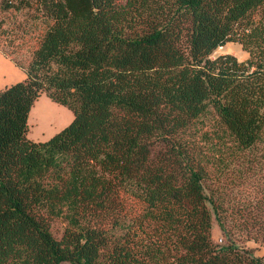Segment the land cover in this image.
I'll list each match as a JSON object with an SVG mask.
<instances>
[{"label":"trees","instance_id":"obj_1","mask_svg":"<svg viewBox=\"0 0 264 264\" xmlns=\"http://www.w3.org/2000/svg\"><path fill=\"white\" fill-rule=\"evenodd\" d=\"M25 10L45 30L4 53L26 78L0 88V264H264V189L228 193L264 184V0H0ZM228 43L248 59L210 58ZM41 94L73 118L35 141Z\"/></svg>","mask_w":264,"mask_h":264},{"label":"rangeland","instance_id":"obj_2","mask_svg":"<svg viewBox=\"0 0 264 264\" xmlns=\"http://www.w3.org/2000/svg\"><path fill=\"white\" fill-rule=\"evenodd\" d=\"M0 18L5 21V28L15 31L14 36L16 38L13 42H10L13 38L10 40L5 38L0 39V51L3 55L7 52L11 55V58L23 65L28 59L30 51L37 47L41 35L45 30V25L42 22V19L35 20V14L30 10L22 11L14 17L12 16V13H0ZM222 54H231L239 61H246L249 57L248 54L242 50L240 45L228 43L224 47L215 50L210 58ZM72 118V112L66 106L57 104L50 100L45 94H41L35 101L29 113L28 137L35 141L48 140L54 134L66 127L71 122ZM192 135H195V133L190 131L189 134H186L184 139H188V137ZM263 189L264 184L261 183V181L255 180L252 187H249L247 182L239 185L232 184L228 189V193L235 198V201L240 200L247 203L256 198H261ZM124 203V212L128 217L137 216L143 208V205L139 201L128 195L124 197ZM231 205V203L227 205L229 210L232 208ZM41 213L45 216L52 235L56 239H60L66 223L63 219L52 217L45 211H42ZM211 238L216 244H223L224 242L215 221H213L212 224ZM249 245L255 247L252 243ZM257 250L258 252H255V254L264 257V246H260Z\"/></svg>","mask_w":264,"mask_h":264},{"label":"crops","instance_id":"obj_3","mask_svg":"<svg viewBox=\"0 0 264 264\" xmlns=\"http://www.w3.org/2000/svg\"><path fill=\"white\" fill-rule=\"evenodd\" d=\"M26 78L25 71L17 67L0 51V88L12 85Z\"/></svg>","mask_w":264,"mask_h":264}]
</instances>
